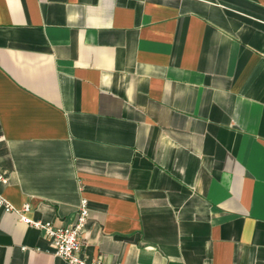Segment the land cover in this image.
Returning a JSON list of instances; mask_svg holds the SVG:
<instances>
[{
  "label": "crops",
  "instance_id": "1",
  "mask_svg": "<svg viewBox=\"0 0 264 264\" xmlns=\"http://www.w3.org/2000/svg\"><path fill=\"white\" fill-rule=\"evenodd\" d=\"M0 176L105 264H264V0H0ZM0 264L70 263L0 208Z\"/></svg>",
  "mask_w": 264,
  "mask_h": 264
},
{
  "label": "built area",
  "instance_id": "2",
  "mask_svg": "<svg viewBox=\"0 0 264 264\" xmlns=\"http://www.w3.org/2000/svg\"><path fill=\"white\" fill-rule=\"evenodd\" d=\"M0 181L5 182L6 180L0 176ZM0 208L16 212L25 223L42 229L49 240L54 255L64 258L70 264H105L100 259L90 258L86 253V227L90 217V205L87 198L81 199L71 221L66 224L33 220L27 215L32 209L29 202L24 203L23 207L18 209L1 193Z\"/></svg>",
  "mask_w": 264,
  "mask_h": 264
}]
</instances>
